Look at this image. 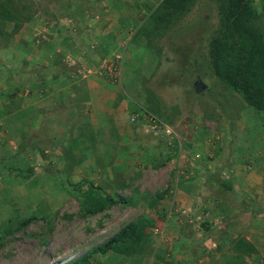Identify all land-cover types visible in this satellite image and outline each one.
<instances>
[{
    "label": "rangeland",
    "instance_id": "rangeland-1",
    "mask_svg": "<svg viewBox=\"0 0 264 264\" xmlns=\"http://www.w3.org/2000/svg\"><path fill=\"white\" fill-rule=\"evenodd\" d=\"M162 2L0 0V264H264L236 245L264 223V110L213 71L221 0ZM88 181L117 202L84 214ZM138 217L137 252L76 261Z\"/></svg>",
    "mask_w": 264,
    "mask_h": 264
},
{
    "label": "trees",
    "instance_id": "trees-1",
    "mask_svg": "<svg viewBox=\"0 0 264 264\" xmlns=\"http://www.w3.org/2000/svg\"><path fill=\"white\" fill-rule=\"evenodd\" d=\"M191 1L163 0L160 17L183 10ZM220 8V27L209 47L213 71L234 86L249 104L264 110V37L254 27L256 11L250 0H221ZM116 202L113 195L92 181H88L86 189L82 191L84 214L102 212ZM148 226L149 222L143 217L131 220L76 261L87 259L93 252L113 251L130 256L141 248ZM236 245L246 253H256L254 245L245 237H239Z\"/></svg>",
    "mask_w": 264,
    "mask_h": 264
},
{
    "label": "crops",
    "instance_id": "crops-1",
    "mask_svg": "<svg viewBox=\"0 0 264 264\" xmlns=\"http://www.w3.org/2000/svg\"><path fill=\"white\" fill-rule=\"evenodd\" d=\"M246 239L254 245L257 255L264 260V223L261 225L256 223L255 227L250 228L249 233H246Z\"/></svg>",
    "mask_w": 264,
    "mask_h": 264
},
{
    "label": "water",
    "instance_id": "water-1",
    "mask_svg": "<svg viewBox=\"0 0 264 264\" xmlns=\"http://www.w3.org/2000/svg\"><path fill=\"white\" fill-rule=\"evenodd\" d=\"M193 86L195 93H200L206 88V84L203 82L200 76L196 77L195 81L193 82Z\"/></svg>",
    "mask_w": 264,
    "mask_h": 264
}]
</instances>
